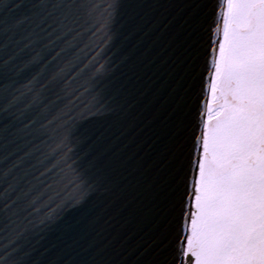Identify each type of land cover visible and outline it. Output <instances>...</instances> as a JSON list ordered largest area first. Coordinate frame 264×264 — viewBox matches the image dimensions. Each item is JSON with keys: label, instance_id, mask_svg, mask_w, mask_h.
Returning a JSON list of instances; mask_svg holds the SVG:
<instances>
[{"label": "snow or ice", "instance_id": "snow-or-ice-1", "mask_svg": "<svg viewBox=\"0 0 264 264\" xmlns=\"http://www.w3.org/2000/svg\"><path fill=\"white\" fill-rule=\"evenodd\" d=\"M157 6L184 12L172 39L167 122L141 162L147 207L138 227L146 239L134 255L51 252L45 241L54 229L98 227L93 215L62 219L69 209L84 211L90 192L103 188L117 203L123 195L81 152V121L120 105L105 95V66L84 64L80 44L101 34L99 44L110 41L128 8ZM201 7L195 0L0 6V264H264V0H213L206 36ZM197 75L205 100L189 131L184 94Z\"/></svg>", "mask_w": 264, "mask_h": 264}, {"label": "water", "instance_id": "water-1", "mask_svg": "<svg viewBox=\"0 0 264 264\" xmlns=\"http://www.w3.org/2000/svg\"><path fill=\"white\" fill-rule=\"evenodd\" d=\"M9 0H0V6ZM103 3L104 0H99ZM128 4L180 5L193 0H125ZM202 7L196 9L203 35L211 23L213 0H195ZM178 8H128L117 17L112 27V38L99 44L103 34L80 44L84 64L93 61L105 66L103 77L105 95L119 103L118 111L103 110L86 121H81L78 136L82 140L81 152L96 162L111 176L123 194L117 203L103 188L88 194L82 203L84 211L69 209L62 219L79 223L86 215L96 216L95 231L66 234L63 226L49 234L45 245L51 252L85 248L89 254L97 248L106 252L118 251L134 255L145 231L138 227L139 214L147 207V200L139 189L143 181L141 162L158 143L164 128L166 114L162 109L171 92L169 68L173 53L172 39L178 31L181 14ZM186 14V13H185ZM85 43L89 46L85 48ZM83 66V65H81ZM185 115L190 131L198 117V105L205 100L197 75L186 85ZM69 213H71L69 215ZM109 215L115 217L111 224ZM111 224V226H109ZM123 225L124 229L116 230ZM174 231V230H173ZM143 251V249H141ZM139 254V253H138Z\"/></svg>", "mask_w": 264, "mask_h": 264}]
</instances>
